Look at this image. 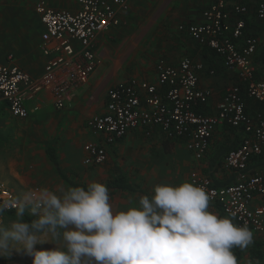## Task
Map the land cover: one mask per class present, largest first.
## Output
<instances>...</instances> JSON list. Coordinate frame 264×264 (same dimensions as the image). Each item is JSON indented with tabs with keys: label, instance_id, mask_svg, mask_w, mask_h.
Instances as JSON below:
<instances>
[{
	"label": "built area",
	"instance_id": "2783aa9c",
	"mask_svg": "<svg viewBox=\"0 0 264 264\" xmlns=\"http://www.w3.org/2000/svg\"><path fill=\"white\" fill-rule=\"evenodd\" d=\"M50 0H38L35 10L43 25L40 48L46 58L39 79L12 63L0 62V105L6 104L13 116L27 118V100L41 90H50L56 108L64 107L73 92L87 83L101 63L96 46L98 36L122 22V12L130 0H76L77 10L54 8ZM250 9L244 0H212L203 10L202 22L180 24L199 46L207 47L236 72L237 81L229 85L216 113L197 111L212 94L199 84L204 63L184 57L177 65L161 60L157 83L131 78L114 85L108 92L107 112L88 121L89 128L114 143L129 131L144 128L147 133L158 127L169 139L186 138L187 147L197 160L208 151L214 131L226 124L243 131L239 147L230 150L224 160L226 168L238 172L229 186L214 187L211 179L194 170L191 182L210 194L211 202L222 204L227 216L256 234H264V205H254L257 196L264 198V172L251 174L248 166L254 156L264 151V78H257L255 57L259 39L248 33L245 16ZM264 21V0L254 9ZM212 74L214 70H210ZM260 106L255 114L247 112L244 96ZM263 105V106H262ZM86 165L107 160L105 145L88 142L84 146ZM16 193L0 180V202L15 200ZM15 212L14 208L5 213Z\"/></svg>",
	"mask_w": 264,
	"mask_h": 264
},
{
	"label": "crops",
	"instance_id": "0c3cea01",
	"mask_svg": "<svg viewBox=\"0 0 264 264\" xmlns=\"http://www.w3.org/2000/svg\"><path fill=\"white\" fill-rule=\"evenodd\" d=\"M139 1L141 0H130L129 7L131 6L132 10H136L138 8L136 5ZM244 2L248 4L250 9L249 14L245 16L246 23L248 20L247 31L259 39L258 55L264 44V21L258 19L254 12L258 0H244ZM211 3L212 0H190L189 2L188 0H182V5L187 7V9L185 8L184 14L170 13L167 19L166 15L164 16V24L167 25L169 34L167 35L165 31L162 37V42L165 44L161 48L162 57L156 63V70L153 73H149L145 78L148 82L157 83V65L161 60L171 65H177L184 57H190L196 62L204 63L205 68L199 73V84L203 88L210 89L212 94L205 104L198 106L197 111L207 115L217 112L226 88L232 83H235L238 78L234 70L227 68L222 58L217 56L209 48L199 46L185 32L179 29V25L202 22V12ZM49 5L54 8L71 10H77L79 7L76 0H67V2L63 0H50ZM4 7L5 5L0 2L1 12L5 11ZM129 7L126 11L122 12L121 24L110 29L116 33H113V36L122 37L125 35V29L127 27L124 25H127L128 20L126 17L129 13L127 14L126 12H128ZM166 10H168L167 6L161 9V13ZM34 11V17H38L37 21H34L36 19L26 21L25 18L21 20L13 19L11 21L12 23L8 27H5V21L0 20V62H9V56L13 55L12 63L30 73L33 78L39 79L44 71L46 58L40 48L43 25L35 9ZM12 17L15 18L16 15H12ZM108 31L100 34L97 40L96 50L101 59V63L91 74L89 81L73 92L71 100L66 102L64 107L60 109L56 108L54 95L50 90H41L33 99L27 100L26 104L30 110L27 118L13 116L6 104L0 105V146L3 145L4 148L0 155H5V144H8L12 149L11 152H13L9 153L4 164L0 165V180L10 187L17 196L31 188L41 186L52 188L59 186L58 184L52 185L51 179L53 176L55 182L60 180L69 186L72 185L68 181L81 183L74 181L71 176L76 175V170L84 169L83 162L87 156L84 146L88 142H97L105 145L108 155L110 151H114L115 153L119 151L121 155L119 160H117L123 162L121 160L123 151H125V147L129 143L134 144L135 142H140L146 147L145 150H148L149 146H153L154 143L162 144L167 148L171 143L179 141L185 144L187 156H192L193 158V160L188 161L192 166L190 174L194 170L205 174L203 169L207 167V162L217 146L231 143L235 140V134H239L243 140L244 134L242 130L234 128L231 131L228 128L230 126L228 124L219 127L214 131L208 151L201 160H197L194 154L188 149L187 140L183 141V139L179 138L169 139L158 127L152 128L150 133H147V130L144 128L131 130L114 143H105L102 135L95 134L89 128V119L95 115H102L107 112L108 92L114 85L120 82H126L131 78L144 80L136 76H131L125 81H121L122 75L119 70L121 66L119 61L113 57L114 51L116 50L112 49L110 41L114 37H109L107 34ZM106 36H108V39H106ZM255 64L258 67L257 71H263V76H258V78H264V64L257 62ZM210 70H214L215 73L212 74ZM50 145L55 146L57 150L59 167L53 163L46 151V148ZM145 152L148 153V151ZM131 154L134 157L136 152L135 154ZM103 164L85 165L99 170ZM249 165L250 169H248V172L251 174L264 172V151L262 154L254 156ZM110 167L114 171L108 177L107 184L117 176H126L124 172L116 168L117 166H108V168ZM223 167L226 168L224 162ZM226 169L229 171L232 170ZM60 172L64 173L67 179ZM226 174L228 175L229 172ZM220 175L225 176L224 172L220 173ZM126 178L130 183L138 185L140 190L147 192L140 185L137 176H126ZM81 184L86 185L85 183ZM113 191L117 192L122 190L116 189ZM128 193L138 195L139 192ZM139 194L144 195L142 192ZM147 194L149 193L147 192ZM253 204L264 205V198L257 196ZM0 219L2 218L0 217Z\"/></svg>",
	"mask_w": 264,
	"mask_h": 264
},
{
	"label": "clouds",
	"instance_id": "9594fccd",
	"mask_svg": "<svg viewBox=\"0 0 264 264\" xmlns=\"http://www.w3.org/2000/svg\"><path fill=\"white\" fill-rule=\"evenodd\" d=\"M201 185L158 183L138 205L115 210L108 186H41L0 202V257L14 251L32 264H239L233 248H247L253 233L209 208ZM26 216L31 217L27 219ZM50 242L51 249H38Z\"/></svg>",
	"mask_w": 264,
	"mask_h": 264
},
{
	"label": "rangeland",
	"instance_id": "374dc122",
	"mask_svg": "<svg viewBox=\"0 0 264 264\" xmlns=\"http://www.w3.org/2000/svg\"><path fill=\"white\" fill-rule=\"evenodd\" d=\"M37 1L0 0L5 5V11H0V20L5 21V27H8L13 19L21 20L25 18L26 21H32V19H36L34 21H37L38 17H34V9ZM63 1L67 2V0ZM166 6L168 10L161 13V9ZM136 7H138L136 10H132L130 6L128 12H126L127 14L129 13L126 17L129 22L127 21V25H124L127 27L124 36L115 37L113 36L114 31L112 30L107 33L109 37H114L110 41L112 49L116 50L114 51L113 57L119 61L121 66L119 69L122 75L121 81H125L131 76L145 80L149 73H153L156 70V63L162 57L161 48L165 45L162 42V37L165 31L167 35L169 34L167 31L168 27L164 24V16L166 15L167 19L170 13L184 14L185 8L187 9L186 6L182 5V0H141L137 3ZM12 15H16V17L13 18ZM130 23L132 24L131 26ZM36 29L39 30L38 27ZM108 36H106V39H108ZM257 76H263V71H257ZM185 147V144L175 141L167 148L162 144L154 143L153 146H149V149L147 148L148 150H145L146 147L140 142H135L134 144L129 143L126 145L125 151H123L121 159L123 162L118 161L121 155L119 151L117 153L110 151V154H107V158L109 156L108 161L103 164L101 169L95 170L93 167H87L83 162L84 169L76 170V175L71 177L74 181L85 184L97 180L107 185L108 177L114 171L111 167L112 170L108 168V166H117L116 168L124 172L126 176H137L140 185L151 196L154 186L158 183L179 185L184 181H190L189 174L192 166L188 161L193 160V158L192 156H187ZM3 150V145H1L0 154H2ZM11 150L8 144H5V155H0V165L4 164L9 153H13ZM145 151H148V153ZM129 153H133L135 156L133 157L132 154L130 156ZM51 181L52 185H59L52 187L53 190L59 187L69 186L60 180V182H55L54 176ZM109 194L110 202L117 211L126 210L131 206H137L139 197L142 196L139 193L138 195H133L128 192H114L111 190H109ZM213 204L214 202H209V208L212 212ZM1 218L3 220L14 218V214L9 215L8 212ZM256 243L261 244L260 247L264 256V235L253 233V242L245 249L246 252L243 257L238 259L239 264H250L251 250ZM36 247L38 249H51L55 245L50 242H43L38 243ZM32 259L31 256L23 252L14 251L8 257H0V264H32Z\"/></svg>",
	"mask_w": 264,
	"mask_h": 264
},
{
	"label": "trees",
	"instance_id": "16d2710c",
	"mask_svg": "<svg viewBox=\"0 0 264 264\" xmlns=\"http://www.w3.org/2000/svg\"><path fill=\"white\" fill-rule=\"evenodd\" d=\"M248 23V20H247ZM257 63L264 64V44L259 52V54L256 57L255 60ZM258 68V67H257ZM260 69V68H259ZM258 70V69H257ZM258 78V76H257ZM244 96V95H243ZM245 101L247 103V112L248 113H253L255 114L258 107L260 106L257 102L254 100L248 98L247 96H244ZM249 106V108H248ZM263 106V105H262ZM229 130L233 131V127L228 126ZM183 139V141H186V138H179ZM235 140H233L229 144H221L217 146L211 155L210 159L207 162V167L203 169L204 173L211 179L212 185L214 187H224V186H229L237 181L238 178V172L236 170H227L226 168L223 167V162L226 154L234 148H237L241 143V138L239 134H235ZM46 151L48 155L50 156V159L55 163L57 167H59V161H58V156H57V150L55 146H48L46 148ZM254 158V157H253ZM248 169H250V165L248 166ZM225 176H221L220 173H223ZM229 174L227 175L226 173ZM61 175L66 178V175L64 173L60 172ZM68 181V180H67ZM68 183L72 186H86L81 183H75L72 181H68ZM109 190H122V191H128V192H142L144 195H149L147 192H144L143 190H140L138 188V185H134L129 182V180L126 178V176H117L113 179H111L108 184H107ZM150 196V195H149ZM213 212L216 213L219 216H227L223 210L222 204L219 202H214L213 204ZM15 212H9V215H13ZM27 219H30L31 217L26 216ZM234 223L237 224L235 220H233ZM252 232V231H251ZM253 233V232H252ZM260 243H256L254 247L251 250V262L250 264H264V256L261 251ZM246 249V248H245ZM245 249H241L239 247L233 248V252L237 259H241L246 252Z\"/></svg>",
	"mask_w": 264,
	"mask_h": 264
}]
</instances>
